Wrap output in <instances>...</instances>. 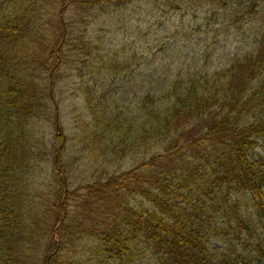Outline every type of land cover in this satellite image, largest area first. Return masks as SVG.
<instances>
[{
    "label": "trees",
    "instance_id": "obj_1",
    "mask_svg": "<svg viewBox=\"0 0 264 264\" xmlns=\"http://www.w3.org/2000/svg\"><path fill=\"white\" fill-rule=\"evenodd\" d=\"M70 1L89 20L132 0ZM208 2L212 35L246 21L251 48L166 77L130 122L105 99L134 56L73 17L56 38L63 0H0V264H264V0ZM69 77L89 105L72 139L48 130Z\"/></svg>",
    "mask_w": 264,
    "mask_h": 264
},
{
    "label": "rangeland",
    "instance_id": "obj_2",
    "mask_svg": "<svg viewBox=\"0 0 264 264\" xmlns=\"http://www.w3.org/2000/svg\"><path fill=\"white\" fill-rule=\"evenodd\" d=\"M63 1L67 12L60 14L59 20L55 19L51 24L57 31L56 38L62 37L60 30L63 29L64 19L68 21L73 17L72 20L80 22L78 26L81 31L88 26L89 36L95 34V38L102 37L103 45L109 51L125 57L134 56L135 72L129 83L124 85L122 81L117 87L119 90L124 87L119 96L113 94L114 97L107 96L105 99L108 106L119 107L124 115H128L130 122L140 120L138 103L145 92L151 89L153 92L159 91L164 82L167 84L166 77L173 74L178 76L180 70L182 74L187 71H218L237 54L247 52L253 40V31L247 27L246 21L228 22L218 32L219 35H212L216 18L207 0H132L120 12L116 9L104 10L103 13L91 10L86 13L90 15L89 20L81 8L73 10L72 1ZM209 1L220 10L226 8L221 0ZM175 5L178 6L177 11L170 8ZM246 13L250 15L253 10L249 9ZM86 75L87 84L96 79L91 78V71L86 72ZM64 80L61 81L64 94L56 97L54 90L50 97L57 119L56 126L48 130L50 136L63 134L72 139L75 125L87 121L89 105L79 91L80 82L75 85L70 77ZM52 85L54 87L53 82ZM58 125L63 127L64 133L57 130ZM67 147L73 148L72 142ZM71 152H67V159ZM134 167L132 163L126 165L127 170ZM144 257L146 260L138 263L150 264L151 256Z\"/></svg>",
    "mask_w": 264,
    "mask_h": 264
}]
</instances>
